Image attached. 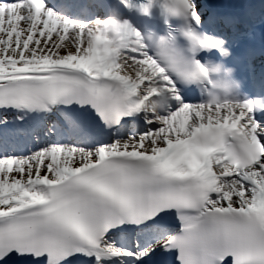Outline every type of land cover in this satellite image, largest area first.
Returning <instances> with one entry per match:
<instances>
[{"label":"snow or ice","instance_id":"6c2138e0","mask_svg":"<svg viewBox=\"0 0 264 264\" xmlns=\"http://www.w3.org/2000/svg\"><path fill=\"white\" fill-rule=\"evenodd\" d=\"M83 7L0 0V264H264V0Z\"/></svg>","mask_w":264,"mask_h":264}]
</instances>
